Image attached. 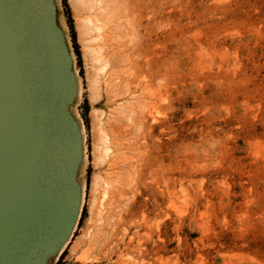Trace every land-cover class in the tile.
Returning <instances> with one entry per match:
<instances>
[{"label": "rangeland", "instance_id": "obj_1", "mask_svg": "<svg viewBox=\"0 0 264 264\" xmlns=\"http://www.w3.org/2000/svg\"><path fill=\"white\" fill-rule=\"evenodd\" d=\"M66 1L88 165L61 264H264V0Z\"/></svg>", "mask_w": 264, "mask_h": 264}, {"label": "water", "instance_id": "obj_2", "mask_svg": "<svg viewBox=\"0 0 264 264\" xmlns=\"http://www.w3.org/2000/svg\"><path fill=\"white\" fill-rule=\"evenodd\" d=\"M64 9L0 0V264H57L82 219L88 149Z\"/></svg>", "mask_w": 264, "mask_h": 264}, {"label": "trees", "instance_id": "obj_3", "mask_svg": "<svg viewBox=\"0 0 264 264\" xmlns=\"http://www.w3.org/2000/svg\"><path fill=\"white\" fill-rule=\"evenodd\" d=\"M63 1H64V6H65V8H66L67 16H68V22H69L70 27H71V29H72V31H73V23H72V18H71V14H70V9H69V6H68V4H67V1H66V0H63ZM73 37H74V43H75V34H74V33H73ZM75 46H76L77 54H78V56H79V58H80L79 50H78V47H77L76 43H75ZM64 255H65V254H64ZM64 255H63V256H64ZM63 256H62L61 260H60L57 264H61L62 259H63Z\"/></svg>", "mask_w": 264, "mask_h": 264}, {"label": "bare ground", "instance_id": "obj_4", "mask_svg": "<svg viewBox=\"0 0 264 264\" xmlns=\"http://www.w3.org/2000/svg\"><path fill=\"white\" fill-rule=\"evenodd\" d=\"M79 71V70H78ZM81 85H82V83H81ZM83 87V86H82ZM83 93V92H82ZM83 97V96H82ZM83 99V98H82ZM83 101V100H82ZM72 242V241H71Z\"/></svg>", "mask_w": 264, "mask_h": 264}]
</instances>
